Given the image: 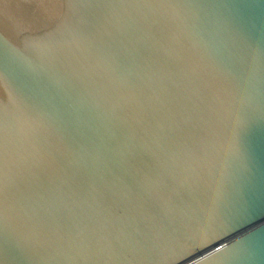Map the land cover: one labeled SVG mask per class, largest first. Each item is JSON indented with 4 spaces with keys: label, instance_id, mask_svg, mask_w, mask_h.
Wrapping results in <instances>:
<instances>
[{
    "label": "water",
    "instance_id": "water-1",
    "mask_svg": "<svg viewBox=\"0 0 264 264\" xmlns=\"http://www.w3.org/2000/svg\"><path fill=\"white\" fill-rule=\"evenodd\" d=\"M0 264H264V0H0Z\"/></svg>",
    "mask_w": 264,
    "mask_h": 264
}]
</instances>
